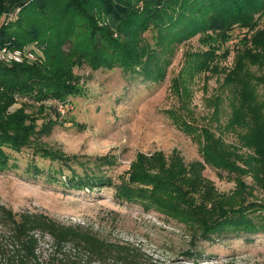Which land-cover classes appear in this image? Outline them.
<instances>
[{
  "label": "trees",
  "instance_id": "trees-1",
  "mask_svg": "<svg viewBox=\"0 0 264 264\" xmlns=\"http://www.w3.org/2000/svg\"><path fill=\"white\" fill-rule=\"evenodd\" d=\"M17 8L19 19L0 27V48L37 42L46 60L33 65L0 63V174L12 168L9 151L33 148L35 155L52 162L78 160L41 143L61 119L57 107L48 102L66 103L85 95L75 68H119L143 82L160 83L174 52L201 36L208 49L189 55L191 74L217 72L216 60L227 57L229 49L222 55L218 52L233 39L234 29L248 30L240 40L235 67L224 79L234 88L235 99L225 129H245L239 136L240 147L170 111L180 129L197 134L200 159L187 163L178 151L168 157L140 154L130 178L115 182L101 170L113 165L106 156L98 158V174L73 172L62 178L77 190L113 188L117 201L154 210L183 225L190 238L186 256L191 260L201 242L221 243L242 235L252 242L264 235V198H255L256 191L264 193V99L258 94L264 77L249 69H264V26L259 28L264 0H0V16ZM219 111L216 105V120ZM207 168L235 175L236 191L230 197L220 196L215 183L204 175ZM34 170L41 173L37 167ZM44 237L54 249L47 258L40 253ZM68 245L85 254L86 262L81 257L56 256ZM132 252L43 213H14L0 205V264H138Z\"/></svg>",
  "mask_w": 264,
  "mask_h": 264
},
{
  "label": "rangeland",
  "instance_id": "rangeland-1",
  "mask_svg": "<svg viewBox=\"0 0 264 264\" xmlns=\"http://www.w3.org/2000/svg\"><path fill=\"white\" fill-rule=\"evenodd\" d=\"M5 21L6 18L0 16V27ZM263 26L264 17L259 28ZM247 31L234 29L233 39L218 52L222 55L229 49L227 57L222 55L216 60L217 72L191 74L189 55L208 49L200 40L201 36H196L174 52L160 83L143 82L119 68L92 70L86 65L75 68L85 95L68 99L69 110L64 113L58 110L60 123L49 136L41 138V143L67 156H78V160L66 164L52 162L35 155L33 148L20 153L9 151L12 168L0 174V205L14 213H43L63 225L79 226L109 243L127 246L138 264H191L190 261L201 264H264L262 234L255 236L252 242L244 235L215 244L201 242L199 253L191 260L186 256L190 238L183 225L154 210L146 211L142 206L117 201L113 188L77 190L67 186L62 178L71 176L73 172L78 175L98 174V158L106 156L111 157L113 165L104 166L101 170L115 182L130 178L132 166L140 154L150 157L162 153L168 157L178 151L187 163L200 159L197 134H188L180 129L168 114L170 111H177L179 117L195 128H210L228 145L240 147L239 136L245 129H225L235 99L234 88L224 84V79L235 67L237 49ZM146 36L151 40V33ZM23 48L33 51L31 65L46 60L44 49L37 42ZM249 69L264 77V69L257 66ZM258 94L263 100L264 84L259 86ZM48 105L54 106L55 102L50 101ZM216 105L220 108L217 120L213 116ZM18 107L20 103L13 110ZM34 167L41 173L36 175ZM204 175L215 183L220 196L230 197L236 191L235 175L220 174L212 168H207ZM246 181L252 183L251 178ZM255 198L263 199L264 193L256 191ZM40 253L44 258L54 254L49 237L42 239ZM56 256L81 257L83 263L87 260L85 254L73 250L70 245Z\"/></svg>",
  "mask_w": 264,
  "mask_h": 264
},
{
  "label": "built area",
  "instance_id": "built-area-1",
  "mask_svg": "<svg viewBox=\"0 0 264 264\" xmlns=\"http://www.w3.org/2000/svg\"><path fill=\"white\" fill-rule=\"evenodd\" d=\"M19 12L20 9L17 8L11 13H6L5 15L3 14V17L6 18L5 24L16 22L19 19ZM32 60H34L33 51L30 52V49L28 48L15 49L11 46H5L3 48H0V63L2 64L13 65L23 64L24 62L30 64ZM54 102L59 112L64 113L65 111L69 110V102Z\"/></svg>",
  "mask_w": 264,
  "mask_h": 264
}]
</instances>
